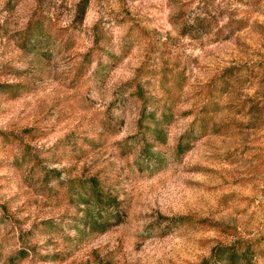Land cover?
<instances>
[{
  "label": "rangeland",
  "instance_id": "1",
  "mask_svg": "<svg viewBox=\"0 0 264 264\" xmlns=\"http://www.w3.org/2000/svg\"><path fill=\"white\" fill-rule=\"evenodd\" d=\"M77 2L0 0V264H200L230 242L264 264V0H90L82 21ZM92 175L118 203L103 231L69 189Z\"/></svg>",
  "mask_w": 264,
  "mask_h": 264
},
{
  "label": "trees",
  "instance_id": "2",
  "mask_svg": "<svg viewBox=\"0 0 264 264\" xmlns=\"http://www.w3.org/2000/svg\"><path fill=\"white\" fill-rule=\"evenodd\" d=\"M89 2L90 0H78L76 3L75 15L79 21L83 20ZM202 21H204V17L194 16L189 22L182 24L181 32L183 34L191 32V29L201 25ZM136 95L141 101L138 125L144 127L152 135L153 141L165 142L164 123L167 121V112L154 106L153 101L144 94L140 85L136 86ZM191 133H193L192 128L180 137L176 145L178 152L182 153L189 148L190 142L187 140L183 144L182 141ZM141 149L147 157H151L154 153L149 142H144ZM69 189L75 195V201L84 207L83 221L87 226H99L103 231L106 222L119 216L116 195L106 189L97 176L92 175L84 179L72 180ZM252 253L250 245L239 246L235 242L219 243L212 247L210 256L202 260L200 264H257L253 260Z\"/></svg>",
  "mask_w": 264,
  "mask_h": 264
}]
</instances>
